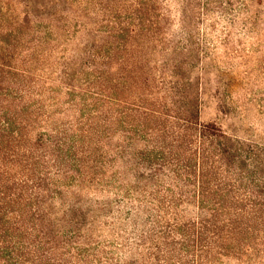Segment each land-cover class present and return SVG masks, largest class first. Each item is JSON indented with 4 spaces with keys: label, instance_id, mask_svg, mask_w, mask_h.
<instances>
[{
    "label": "trees",
    "instance_id": "obj_1",
    "mask_svg": "<svg viewBox=\"0 0 264 264\" xmlns=\"http://www.w3.org/2000/svg\"><path fill=\"white\" fill-rule=\"evenodd\" d=\"M18 2L0 3V264H264V144L199 120L264 0Z\"/></svg>",
    "mask_w": 264,
    "mask_h": 264
},
{
    "label": "rangeland",
    "instance_id": "obj_2",
    "mask_svg": "<svg viewBox=\"0 0 264 264\" xmlns=\"http://www.w3.org/2000/svg\"><path fill=\"white\" fill-rule=\"evenodd\" d=\"M18 1L0 0L3 12L17 9L20 13L23 5ZM101 38L105 36L99 34L92 39L97 42ZM243 48L244 61L236 59L238 66L224 70L218 82L211 75L213 68H207L209 72L201 86L199 120L216 123L229 134L264 144V24L258 25L252 37L244 41Z\"/></svg>",
    "mask_w": 264,
    "mask_h": 264
}]
</instances>
